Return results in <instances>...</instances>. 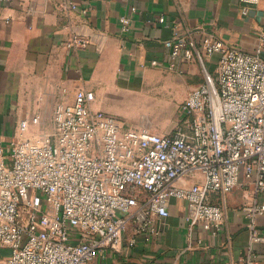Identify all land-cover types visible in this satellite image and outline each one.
<instances>
[{
  "label": "built area",
  "instance_id": "1",
  "mask_svg": "<svg viewBox=\"0 0 264 264\" xmlns=\"http://www.w3.org/2000/svg\"><path fill=\"white\" fill-rule=\"evenodd\" d=\"M121 22L130 28L129 16ZM185 42L175 30L165 43L173 55L198 59L205 80L182 102L171 131L128 125L94 109L95 93L79 89L72 104L56 106L51 132L37 139L15 132L8 147L0 134V251L9 249L0 264H97L125 237L132 249L140 235H160L173 198L186 202L190 232L201 226L217 235L225 209L214 193L246 185L264 194V59L219 38ZM87 43L78 34L67 42ZM216 51L211 73L204 55ZM244 210L264 213V202ZM254 262L244 256L237 264Z\"/></svg>",
  "mask_w": 264,
  "mask_h": 264
},
{
  "label": "crops",
  "instance_id": "2",
  "mask_svg": "<svg viewBox=\"0 0 264 264\" xmlns=\"http://www.w3.org/2000/svg\"><path fill=\"white\" fill-rule=\"evenodd\" d=\"M123 15L131 19L128 30L122 28ZM175 30L185 36V46L201 47L206 37H214L264 59V0H0V122L26 120L27 130L18 127L17 133L37 139L51 130L52 120L54 128L56 106L72 104L79 89L95 93L94 109L125 122L147 99L182 104L205 72L184 51L173 55L165 42ZM77 34L88 43L68 46ZM219 57L218 51L204 55L211 73ZM15 132L0 125L5 140ZM212 200L225 209L217 235L201 226L190 232L186 202L173 198L160 235L144 233L132 249L125 237L120 249L96 263L237 264L255 255L252 264H264V213L251 216L244 210L264 202V194L239 185L214 193Z\"/></svg>",
  "mask_w": 264,
  "mask_h": 264
},
{
  "label": "rangeland",
  "instance_id": "3",
  "mask_svg": "<svg viewBox=\"0 0 264 264\" xmlns=\"http://www.w3.org/2000/svg\"><path fill=\"white\" fill-rule=\"evenodd\" d=\"M176 88L173 85V91L175 92ZM178 99V98H176ZM169 100V99H167ZM180 108L181 103L174 104L173 101H166V98L158 97L156 99H147L139 105V109L136 111V115L129 117L131 119H125L126 123L131 126H144L160 132H168L173 130L179 124L180 118ZM3 111V110H2ZM135 118H142V121H130ZM19 121L0 122L2 127L10 125L16 129V135L18 137H23L21 133H17L19 127ZM53 120L50 122V131H52ZM10 138L5 140V146L10 145ZM9 249L3 248L0 251V256L8 253Z\"/></svg>",
  "mask_w": 264,
  "mask_h": 264
}]
</instances>
